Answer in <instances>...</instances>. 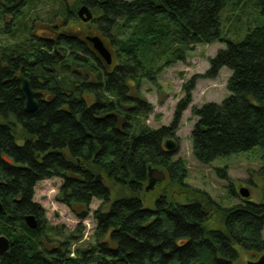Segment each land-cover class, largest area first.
<instances>
[{"label":"trees","instance_id":"trees-1","mask_svg":"<svg viewBox=\"0 0 264 264\" xmlns=\"http://www.w3.org/2000/svg\"><path fill=\"white\" fill-rule=\"evenodd\" d=\"M4 1L18 3L11 37L20 46L31 29L23 10L37 2ZM86 2L94 19L85 26L110 41L112 65L72 30L79 20L77 7ZM228 2L82 0L73 8L61 2L49 20L55 37L41 43L29 39L36 62L50 68V96L39 98L37 111L28 113L20 85L0 83V202L5 209L0 236L11 242L0 264H240L264 253V203L244 200L224 209L223 229H210L207 223L218 205L186 183V163L173 160L164 147L167 138L176 137L198 80H216L227 67L232 75L225 101L192 108L198 118L191 133L194 156L208 164L264 148V26L250 28L238 42L227 38L221 13ZM259 4L264 15V0ZM218 41L227 47L209 58L204 74L183 85L171 124L157 129L146 124L153 106L141 92L144 80L157 86L166 68L186 62L198 45ZM149 167L163 170L168 185L188 202H178L174 191L166 190L155 208L144 207ZM52 178L62 179L58 202L81 220L92 213L95 243L87 248L74 252V236L45 247L48 222L34 196L36 185ZM113 189L118 197L111 201ZM94 199L102 205L92 212ZM28 215L35 216L37 230L27 226Z\"/></svg>","mask_w":264,"mask_h":264},{"label":"rangeland","instance_id":"rangeland-1","mask_svg":"<svg viewBox=\"0 0 264 264\" xmlns=\"http://www.w3.org/2000/svg\"><path fill=\"white\" fill-rule=\"evenodd\" d=\"M81 1L35 0L37 3L33 5L35 6L34 9L23 10L24 22L31 26L32 22L35 21L37 26H41L44 32L49 34L46 31L51 28L49 20L59 9L61 2L69 8H73ZM259 1L229 0L221 13L223 28L227 38L238 42L245 38L250 28L264 26V15L261 12ZM80 7H77V12ZM91 10L93 11V8ZM86 24L79 19L74 22L72 30L81 39H86L87 36H99L97 29L90 30L85 26ZM16 25L12 29L6 30L3 29V24L0 22V44L9 45L14 42L10 36L16 30ZM38 32L40 33L42 30L39 28ZM104 41L112 50L110 41L108 39ZM226 47L227 44L221 41L213 44L198 45L194 51L189 52L186 62H179L166 68L158 76L157 86L152 85L148 80H144L141 92L153 106V111L149 115L146 124L155 129L169 126L172 122L176 105L184 95L182 91L183 85L193 76L204 74L209 69V58L214 57L219 50ZM112 53L114 54V50H112ZM231 75L232 71L224 67L216 80L199 79L193 92V102L183 113L176 137H169L177 146L173 160L182 159L186 163L188 169L186 183L191 188L205 193L213 204L218 205L217 211L214 210L212 212L211 218L207 223L210 229H223L222 210L243 204L244 199L239 194L241 188H246L250 191L249 201L264 203V175L262 172L264 168V148L262 146H256L247 152L217 158L208 164L199 162L193 153L191 133L198 118L192 114V108L201 107L210 102L223 103L230 95L226 86ZM19 143L22 144L23 142ZM219 169L220 171H218ZM225 169H227V173L223 176V170ZM167 181L166 175V180L162 184L156 186L154 190L145 191L142 194L144 207L155 208L156 200L166 190L169 193L174 191L172 195L178 202H188L187 196L179 194L178 189L169 186ZM61 185L62 179L60 178L39 182L35 187L34 201L39 203L46 213L48 228L46 230L47 237L43 239L45 247L50 250L59 241L64 240L68 236H74L72 249L75 252L77 248H87L95 243L94 232L96 223L92 213L86 219L81 220L66 205L57 201L56 198ZM117 194L113 189L110 196L111 201L117 199ZM101 205V201L94 199L90 209L93 212ZM81 224L83 229L80 231L79 227ZM249 260L242 259L240 264H247Z\"/></svg>","mask_w":264,"mask_h":264},{"label":"flooded vegetation","instance_id":"flooded-vegetation-1","mask_svg":"<svg viewBox=\"0 0 264 264\" xmlns=\"http://www.w3.org/2000/svg\"><path fill=\"white\" fill-rule=\"evenodd\" d=\"M84 4L88 3H82L80 6ZM88 5L92 8L90 4ZM17 7V2L6 3L4 0H0V22L3 24V29H12L13 26L16 25L19 13ZM36 23L31 24V29L28 33L29 38L24 40L20 46L14 42L9 45L0 44V83H14L16 86L19 84L20 91L24 97L22 85L23 81L26 80L30 83V87L36 93V100L38 102L39 98L45 99L51 94L49 88V76L47 74L50 72V68L47 65H39L36 62L33 55L34 53L31 51V49L34 48V45L29 39L34 38L39 43L46 42L55 37L56 32L54 30L55 28H48L46 31L49 34H46L43 28L37 26ZM39 28L42 30L40 33L38 32ZM43 49L46 50L47 53H50L47 48Z\"/></svg>","mask_w":264,"mask_h":264},{"label":"water","instance_id":"water-1","mask_svg":"<svg viewBox=\"0 0 264 264\" xmlns=\"http://www.w3.org/2000/svg\"><path fill=\"white\" fill-rule=\"evenodd\" d=\"M77 17L83 21L84 23H89L93 20L94 14L89 5H82L78 12ZM86 41L92 46L94 51L99 55V57L107 64L112 65L113 63V53L112 50L106 45L105 41L102 37L95 36H87ZM22 92L25 97V110L28 113H34L38 109V102L36 100V93L30 87V83L28 81H23ZM165 150L175 154L177 151V146L171 139H166L164 142ZM149 182L145 188L146 192L154 190L156 186L162 184L166 180V173L163 170H160L156 167H149ZM98 181L102 180V176L98 175ZM240 196L244 200H249L250 191L246 188H241L239 191ZM0 213L5 214V209L3 204L0 202ZM25 222L27 226L32 230L38 229V222L33 215H28L25 218ZM11 242L10 239L6 236H0V255H4L10 251ZM247 264H264V253L258 257L256 260H249Z\"/></svg>","mask_w":264,"mask_h":264}]
</instances>
